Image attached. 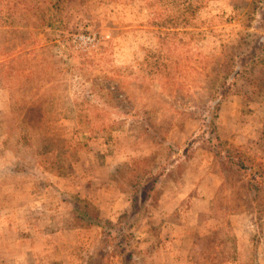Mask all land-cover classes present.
<instances>
[{"label": "rangeland", "instance_id": "374dc122", "mask_svg": "<svg viewBox=\"0 0 264 264\" xmlns=\"http://www.w3.org/2000/svg\"><path fill=\"white\" fill-rule=\"evenodd\" d=\"M102 240L101 264H264V0H0V264Z\"/></svg>", "mask_w": 264, "mask_h": 264}, {"label": "trees", "instance_id": "16d2710c", "mask_svg": "<svg viewBox=\"0 0 264 264\" xmlns=\"http://www.w3.org/2000/svg\"><path fill=\"white\" fill-rule=\"evenodd\" d=\"M221 100H222V98H219L218 100L214 101V103H213L214 105L212 106L214 112H216L219 109ZM211 123H214V121H211ZM152 189H153V186H151L150 188H147L146 186H142L140 188L139 195L135 194V196H133L132 203H131V209H132V207H134V208L137 207V204H139L137 212L140 213V212L144 211V207H145L146 203L148 202V199L150 198L149 192ZM141 194H142V196H141ZM129 210H130V208L128 210L122 211L120 213V215H119L120 221H126L125 219L131 220L130 219V215L133 214V210L132 211L131 210L129 211ZM123 212H124V214H122ZM132 216H134V217H132L133 219L130 222V227H133L134 224H135L136 213L133 214ZM132 222H133V226H131ZM115 225L116 224L112 221V219H107V220L105 219L104 223L102 224V229H103V231L106 228H110L111 229L112 226L114 227ZM124 229L126 230L125 227H124ZM118 233L119 234H123V229L119 230ZM110 235L111 234L109 233L108 236H110ZM131 236H132V233L131 234L128 233V235H126V237H131ZM130 241L131 240L129 239L128 242H130ZM104 242H105V240H102L101 243H100V247L98 249L94 250L92 255L89 257L88 264H101V259H103L105 257V253L102 251V246L104 245ZM118 243H119V241H117V243L115 244L114 249L116 250V252H118V254L122 255L124 257V261L127 262L131 258V255H128V253L126 254V252H127L126 249L123 250L124 249V245L118 247L119 246Z\"/></svg>", "mask_w": 264, "mask_h": 264}]
</instances>
